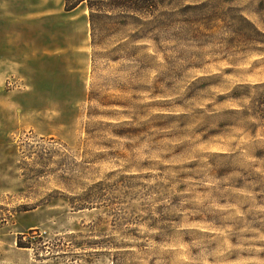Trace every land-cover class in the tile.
I'll return each instance as SVG.
<instances>
[{
  "label": "rangeland",
  "instance_id": "rangeland-1",
  "mask_svg": "<svg viewBox=\"0 0 264 264\" xmlns=\"http://www.w3.org/2000/svg\"><path fill=\"white\" fill-rule=\"evenodd\" d=\"M156 1L0 0V264H264V0Z\"/></svg>",
  "mask_w": 264,
  "mask_h": 264
},
{
  "label": "trees",
  "instance_id": "trees-1",
  "mask_svg": "<svg viewBox=\"0 0 264 264\" xmlns=\"http://www.w3.org/2000/svg\"><path fill=\"white\" fill-rule=\"evenodd\" d=\"M65 9L72 10L80 5L88 9V20L92 24L95 12H118L122 18L136 19L137 16L151 14L158 7L156 0H64Z\"/></svg>",
  "mask_w": 264,
  "mask_h": 264
}]
</instances>
